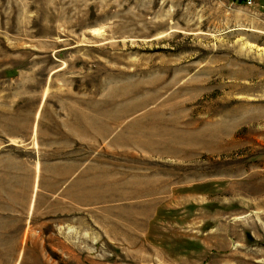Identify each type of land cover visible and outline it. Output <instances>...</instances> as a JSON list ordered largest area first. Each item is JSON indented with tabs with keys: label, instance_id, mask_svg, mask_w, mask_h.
Here are the masks:
<instances>
[{
	"label": "rangeland",
	"instance_id": "374dc122",
	"mask_svg": "<svg viewBox=\"0 0 264 264\" xmlns=\"http://www.w3.org/2000/svg\"><path fill=\"white\" fill-rule=\"evenodd\" d=\"M0 264H264V10L0 0Z\"/></svg>",
	"mask_w": 264,
	"mask_h": 264
},
{
	"label": "crops",
	"instance_id": "0c3cea01",
	"mask_svg": "<svg viewBox=\"0 0 264 264\" xmlns=\"http://www.w3.org/2000/svg\"><path fill=\"white\" fill-rule=\"evenodd\" d=\"M256 6L264 10V0H256Z\"/></svg>",
	"mask_w": 264,
	"mask_h": 264
},
{
	"label": "built area",
	"instance_id": "2783aa9c",
	"mask_svg": "<svg viewBox=\"0 0 264 264\" xmlns=\"http://www.w3.org/2000/svg\"><path fill=\"white\" fill-rule=\"evenodd\" d=\"M239 1L245 3L246 5L252 6L256 0H239Z\"/></svg>",
	"mask_w": 264,
	"mask_h": 264
}]
</instances>
